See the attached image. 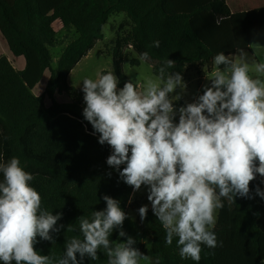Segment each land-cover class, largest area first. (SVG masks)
Here are the masks:
<instances>
[{
	"label": "clouds",
	"instance_id": "clouds-1",
	"mask_svg": "<svg viewBox=\"0 0 264 264\" xmlns=\"http://www.w3.org/2000/svg\"><path fill=\"white\" fill-rule=\"evenodd\" d=\"M150 59L147 51L139 53L140 61ZM175 65L166 59L154 77L143 83L129 79L122 87L112 71L84 78L82 115L98 143L110 147L106 164L119 181L133 194L146 189L166 245L176 238L181 259L198 264L202 246H218L213 229L224 201L231 206L237 197L254 195L264 200L259 184L254 195L251 188L257 177L264 183V62L249 61L243 49L217 53L211 72L204 73L208 83L202 94L180 106L176 102L187 83L181 72L168 71ZM33 179L18 157L5 159L0 152L2 264H84L85 258L98 260L101 249L107 264H161L159 255L153 258L136 247V238L123 228L130 214L109 195L102 196L106 207L93 211L91 219L77 218L83 238L66 240L63 256L41 255L35 247L40 240L54 244L53 233L74 228L58 224L62 212L41 207ZM149 204L138 208L141 223Z\"/></svg>",
	"mask_w": 264,
	"mask_h": 264
},
{
	"label": "trees",
	"instance_id": "trees-1",
	"mask_svg": "<svg viewBox=\"0 0 264 264\" xmlns=\"http://www.w3.org/2000/svg\"><path fill=\"white\" fill-rule=\"evenodd\" d=\"M116 13H124L131 27L108 49L120 87L131 79L123 70L128 48L138 56L147 51L155 75L161 63L171 59L176 65L168 71H179L186 78L191 69L211 72L213 57L221 51L250 50L264 30V6L231 13L227 0H0V32L10 52L25 59V67L17 70L0 56V152L5 159L19 158L34 176L30 183L42 197L41 207L53 214L62 212L58 224L74 228L53 233L54 244L40 240L35 247L41 255L61 257L66 240L82 239L77 218L91 219L93 211L105 208L103 195L118 199L126 212L131 204L137 212L141 206L132 202V188L106 164L111 149L98 143V134H92L82 115L81 88L68 83L71 71L104 38L103 28ZM57 20L63 27L75 28L78 37L53 66L50 47L56 44ZM154 41L159 47L153 46ZM45 71L49 79L36 96L32 90ZM57 94L74 98L59 102ZM257 184L264 190L257 177L251 184L253 195ZM138 222L143 238L152 239L150 247L141 244L142 252L153 258L159 255L161 264H197L181 259L176 238L166 245V233L151 208L143 223L138 214ZM213 231L218 246H202L198 264H264V200L259 196L237 197L231 206L224 201ZM117 237L114 231L111 238ZM98 255L96 261L85 258L84 264H107L103 249Z\"/></svg>",
	"mask_w": 264,
	"mask_h": 264
},
{
	"label": "rangeland",
	"instance_id": "rangeland-1",
	"mask_svg": "<svg viewBox=\"0 0 264 264\" xmlns=\"http://www.w3.org/2000/svg\"><path fill=\"white\" fill-rule=\"evenodd\" d=\"M130 25L127 20V17L124 13H116L109 18L108 23L104 26V38L97 42L94 48L77 64L75 69L70 73L68 78V83L70 86L75 88L82 87V81L86 77L94 78L96 73H100L102 70H108L113 72L112 59L108 55V49L112 47L116 41L118 34H124L130 30ZM54 29L57 32L56 35V44L53 47H50L51 55L53 58V66H56L57 60L66 48V46L78 37V33L75 28L63 27L59 21L54 23ZM0 55L7 57L15 66V68H20L22 62L25 61L24 57L14 56L8 45L0 32ZM138 59L139 56L130 48L126 49V56L123 63V70L127 76L134 80V82L143 83V81L148 77H154L153 67L151 63L142 62L139 60V64H133L132 60ZM263 61V60H261ZM207 72L204 68L200 71L191 69L184 80L190 81L188 85L189 98L181 99L177 101V106L183 105L187 102H192L198 94H202V86L208 81L205 79L204 73ZM210 73V72H208ZM50 74L48 71L45 72V75L36 85L34 93L41 95L46 87L47 80ZM179 91V89H177ZM74 97L72 94H61L57 95V101L66 102L72 100ZM46 105L50 104V101L46 99ZM86 105L83 104V108ZM132 202H138L141 206L149 204L147 201V191L142 186L141 190L133 194ZM149 208L150 204H149ZM127 213L130 214V219H126L123 225L126 233L132 237H135L137 240L136 247H140L141 244H144L147 247L151 246L152 239L150 236L143 238L141 226L138 222V212L134 209L132 204L128 207ZM218 216V213H217ZM134 218V219H132ZM124 239V238H122Z\"/></svg>",
	"mask_w": 264,
	"mask_h": 264
},
{
	"label": "crops",
	"instance_id": "crops-1",
	"mask_svg": "<svg viewBox=\"0 0 264 264\" xmlns=\"http://www.w3.org/2000/svg\"><path fill=\"white\" fill-rule=\"evenodd\" d=\"M227 3H228V6L230 8L231 13L247 12L249 10H252V9H255V8H258V7H261V6H264V0H227ZM54 23H56V21ZM54 23H53V27H54ZM245 52L248 53L249 61L255 60L257 62H264V30H262L257 35L255 41L251 45V49L250 50H246ZM0 56H3V55H0ZM261 60H263V61H261ZM24 67H25V61L22 62L20 68H16V69L17 70H22ZM44 75H45V73H44ZM44 75H43V77H44ZM43 77H42V79H43ZM42 79H41V81H42ZM189 84H190V81H187V89H188V85ZM35 87H36V85H35ZM35 87L32 90L33 93H34ZM35 95L38 96L37 94H35ZM57 95H55V98L56 99H57ZM184 95H185V97L189 98V91L187 90ZM185 97L183 96L182 98L184 99ZM186 102H187V100H186Z\"/></svg>",
	"mask_w": 264,
	"mask_h": 264
}]
</instances>
